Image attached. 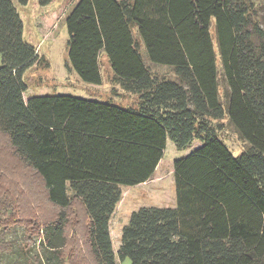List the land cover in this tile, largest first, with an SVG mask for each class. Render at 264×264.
I'll return each mask as SVG.
<instances>
[{
  "label": "trees",
  "instance_id": "1",
  "mask_svg": "<svg viewBox=\"0 0 264 264\" xmlns=\"http://www.w3.org/2000/svg\"><path fill=\"white\" fill-rule=\"evenodd\" d=\"M58 6L66 69L101 85L104 56L130 103L24 101L37 55L19 8ZM224 118L246 145L238 155L218 136ZM168 140L180 151L201 143L173 161L176 205L132 211L115 254L121 187L150 179ZM15 226L25 254L39 239L40 264H264V12L254 0H0V253Z\"/></svg>",
  "mask_w": 264,
  "mask_h": 264
},
{
  "label": "rangeland",
  "instance_id": "2",
  "mask_svg": "<svg viewBox=\"0 0 264 264\" xmlns=\"http://www.w3.org/2000/svg\"><path fill=\"white\" fill-rule=\"evenodd\" d=\"M258 9L264 12V0H254ZM58 3V2H57ZM23 18L24 29L32 32L36 38L35 62L25 69L22 81L25 84L23 93L24 101L35 95H70L79 98L96 101L111 99L119 104H128L135 97H130L118 85L111 81V71L106 58L101 57L102 84L92 85L84 83L75 72L68 71L65 67L66 51L65 40L67 32L58 28V23L64 15L65 7L58 6L48 9H38L31 14L28 8H19ZM33 13V12H32ZM220 86L224 84L220 80ZM223 127L218 131L219 138L234 155L240 154L246 147L234 127L227 121L221 120ZM200 144L199 141H196ZM183 151L177 150L171 141L164 152L161 164L155 176L141 186L128 188L121 187V198L116 204L109 223L112 249L116 251L120 245V233L123 225L128 222L132 211L144 205H159L164 203L165 196L170 189L171 160ZM161 198V200H160ZM72 233L68 235L71 236ZM5 241L13 243V249L9 252L0 253V264H40L39 254L43 248L39 245V239L31 243L30 253H26L23 246L26 240L22 228L15 226L5 233ZM115 264H129V260L121 263L115 256Z\"/></svg>",
  "mask_w": 264,
  "mask_h": 264
},
{
  "label": "crops",
  "instance_id": "3",
  "mask_svg": "<svg viewBox=\"0 0 264 264\" xmlns=\"http://www.w3.org/2000/svg\"><path fill=\"white\" fill-rule=\"evenodd\" d=\"M168 141H169V140H168ZM168 141H167V143H166V147L168 146ZM200 146H201V143L198 144L196 141H194V142L191 144V146H190L189 148H187L186 150H183V154H182V155H178V156H176L175 158H173V159L171 160V168L169 169L170 177H171V180H170L171 196L169 195L170 193H169V191L167 190L168 194H167V195H164V196H165V199L163 200V201H164L163 204H159V205H144V206L175 207V205H176V196H175V188H174V182H173V178H174V177H173V171H174V169H173V161H174L175 159H178V158H182V157L188 156L190 153H192L194 150H196V149H197L198 147H200ZM166 147H165V149H164V152H165V150H166ZM164 152H163V155H164ZM162 158H163V156H162ZM162 158H161V160L159 161L158 165L156 166V169H155V171H154V173H153V175H152L151 177L155 176V174L157 173L158 168H159V166H160V164H161ZM149 181H150V179H148V180L145 181V182H142V183L136 184V185H134V186H127V187H128V188H134V187H136V186L145 185V184H147ZM160 200H161V198H160ZM140 207H142V206H140ZM140 207H139V208H140Z\"/></svg>",
  "mask_w": 264,
  "mask_h": 264
}]
</instances>
